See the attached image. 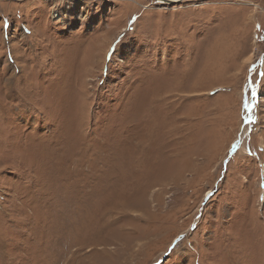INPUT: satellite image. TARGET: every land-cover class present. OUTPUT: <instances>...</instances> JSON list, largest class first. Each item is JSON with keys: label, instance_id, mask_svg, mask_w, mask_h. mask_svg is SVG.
<instances>
[{"label": "rangeland", "instance_id": "obj_1", "mask_svg": "<svg viewBox=\"0 0 264 264\" xmlns=\"http://www.w3.org/2000/svg\"><path fill=\"white\" fill-rule=\"evenodd\" d=\"M0 264H264V0H0Z\"/></svg>", "mask_w": 264, "mask_h": 264}, {"label": "water", "instance_id": "obj_2", "mask_svg": "<svg viewBox=\"0 0 264 264\" xmlns=\"http://www.w3.org/2000/svg\"><path fill=\"white\" fill-rule=\"evenodd\" d=\"M154 1H156L158 3H162V4L176 5V4L181 3L184 0H178V1H175V0H154Z\"/></svg>", "mask_w": 264, "mask_h": 264}, {"label": "bare ground", "instance_id": "obj_3", "mask_svg": "<svg viewBox=\"0 0 264 264\" xmlns=\"http://www.w3.org/2000/svg\"><path fill=\"white\" fill-rule=\"evenodd\" d=\"M175 1H178V0H175Z\"/></svg>", "mask_w": 264, "mask_h": 264}]
</instances>
